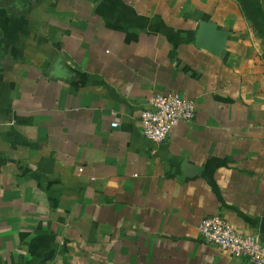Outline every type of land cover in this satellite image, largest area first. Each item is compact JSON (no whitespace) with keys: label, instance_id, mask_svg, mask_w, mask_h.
<instances>
[{"label":"crops","instance_id":"crops-1","mask_svg":"<svg viewBox=\"0 0 264 264\" xmlns=\"http://www.w3.org/2000/svg\"><path fill=\"white\" fill-rule=\"evenodd\" d=\"M172 91L196 116L153 142L140 113ZM212 215L264 242V57L235 1L0 0V264H251L202 238Z\"/></svg>","mask_w":264,"mask_h":264},{"label":"built area","instance_id":"built-area-1","mask_svg":"<svg viewBox=\"0 0 264 264\" xmlns=\"http://www.w3.org/2000/svg\"><path fill=\"white\" fill-rule=\"evenodd\" d=\"M195 116L196 106L189 97L176 91L156 93L150 97L149 106L140 113L142 132L151 141L160 143L168 139L174 126L189 123ZM198 230L208 244L233 257L247 259L251 264H264V242L260 237L241 232L223 216L204 217Z\"/></svg>","mask_w":264,"mask_h":264},{"label":"rangeland","instance_id":"rangeland-1","mask_svg":"<svg viewBox=\"0 0 264 264\" xmlns=\"http://www.w3.org/2000/svg\"><path fill=\"white\" fill-rule=\"evenodd\" d=\"M238 6L251 38L264 57V0H233Z\"/></svg>","mask_w":264,"mask_h":264},{"label":"water","instance_id":"water-1","mask_svg":"<svg viewBox=\"0 0 264 264\" xmlns=\"http://www.w3.org/2000/svg\"><path fill=\"white\" fill-rule=\"evenodd\" d=\"M205 30H206V28H204V27L200 28L198 38H200L204 34Z\"/></svg>","mask_w":264,"mask_h":264}]
</instances>
